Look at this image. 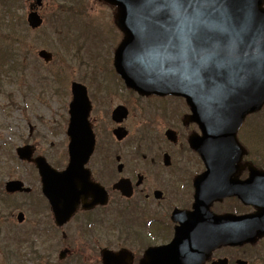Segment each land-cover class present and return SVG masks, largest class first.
Masks as SVG:
<instances>
[{"label": "flooded vegetation", "instance_id": "1", "mask_svg": "<svg viewBox=\"0 0 264 264\" xmlns=\"http://www.w3.org/2000/svg\"><path fill=\"white\" fill-rule=\"evenodd\" d=\"M88 86L94 128L95 107L105 109L99 126L105 140L97 139L86 165L89 176L72 192L51 198L41 185L9 195L14 200L0 205V214L14 220L7 212L19 210L23 218L0 228L4 264H264V237L252 243L245 233L258 212L250 202L253 175L264 191V112L246 118L238 133L243 145H259L258 159L208 162L190 145L203 132L182 99L142 97L124 84ZM45 93L51 105L57 103V84ZM120 106L129 113L115 121ZM255 116L262 118L251 120ZM58 118L53 111L42 115L38 130L49 148L46 159L63 171L68 139L65 134L58 149ZM118 128L127 138L112 144Z\"/></svg>", "mask_w": 264, "mask_h": 264}, {"label": "water", "instance_id": "2", "mask_svg": "<svg viewBox=\"0 0 264 264\" xmlns=\"http://www.w3.org/2000/svg\"><path fill=\"white\" fill-rule=\"evenodd\" d=\"M106 1L117 6L116 24L125 34L115 67L126 85L145 95L184 96L203 130V137L192 147L208 162L242 160L245 151L237 141V132L248 115L264 106L261 0ZM29 22L37 27L41 20L31 15ZM41 55L47 58L45 53ZM73 91L77 92L76 87ZM87 101L83 91L74 107L70 130L74 141L67 171L59 175L43 171L49 185L51 178L61 182L60 176L75 186L88 177L84 166L94 141L92 133L86 138ZM258 181L253 175L250 202L264 206V191L257 189ZM260 220H264V211L251 217V230L245 232L252 241L264 234V223L261 230L257 226ZM221 233L217 232L219 240Z\"/></svg>", "mask_w": 264, "mask_h": 264}, {"label": "rangeland", "instance_id": "3", "mask_svg": "<svg viewBox=\"0 0 264 264\" xmlns=\"http://www.w3.org/2000/svg\"><path fill=\"white\" fill-rule=\"evenodd\" d=\"M64 2H65V0H43V6L39 9V14L44 19V25L40 31L49 32V30L52 29L55 34L56 33L61 34V37L59 38V40H57V38L55 37V34H53L52 36L55 39V43L53 40H52V42H50V45L53 48L51 51L53 52L52 54H54L53 55L54 61L52 64L49 65L48 70L50 72L53 71V73L55 74L57 84H59L60 80H61L62 84H71L73 81H78V78H80L84 75L81 73L86 72V68H83L86 65V48L90 49L89 51H96V49L94 48V45L95 46L99 45L100 41L104 42L105 38L108 37L109 34H110L111 38H114L115 40L117 39V36H116L117 34L115 33L117 31H114L113 28L111 27L112 25L114 27V22H113V18H114V14H115L114 8H112L110 5L103 4L97 0H85L86 7H88L86 9L87 16L83 15L81 21L85 22V23L92 24V26L88 27L87 29L82 27L83 31H84L83 34L85 35V37H87V40H84V42H83L84 44L81 47L82 49L80 48L81 50H80V56L79 57L81 59H83V62L76 64L74 62V60L71 59V57L74 56L79 51V49L75 43L72 44L69 42V39L67 38V35H66L68 32L67 27L66 28L63 27L65 25H63V23L61 22L60 19H59V21H57V17L64 18V16H65L61 12V6H65ZM13 3L14 4L18 3V5L11 4V7L8 8V10L18 9V15L16 18L18 19V21H21L23 19V16H24V20H25L27 14L29 12L30 5L33 3V0H16V2H13ZM93 20H94V22H92ZM110 21L112 22L111 26H109ZM34 36H35V33L28 34V37L33 39V40H34ZM114 39H108L107 40V47H112L114 45V43H115ZM103 50H104L103 52L105 53V56L107 57V55H106L107 49L105 47H103ZM51 51H49V52H51ZM98 54H100V52H98ZM110 56H111V52H110L109 58H110ZM57 58L61 62L66 63L67 68H63L59 64V61ZM111 59H112V56H111ZM96 61L97 60H95V63H92V65L94 66L93 73H94V71L96 73L98 70L99 65L97 64ZM99 63H100V61H99ZM95 66L97 68H95ZM91 68H92L91 65L87 67L88 72L90 74L92 72ZM101 70H102V72L99 73L100 74L99 78L102 79L101 74L104 72V67ZM59 78H60V80H59ZM90 78H91V75L89 76V79ZM106 78L109 79L107 74H106ZM36 82L40 83L39 77L36 78ZM90 84H96V80L91 78ZM68 100H69V96L67 95V97L64 99L58 98V104L53 105V108L55 110L57 109L58 115H60L59 119L63 117L62 116L63 112H65V113L67 112ZM5 106H7V103L0 96V137L9 139L8 134L23 135L22 133L23 132L25 133V131H24V129H20V128H22V126L20 124L23 122L24 117L21 115V111H19L18 108L11 111L10 114L8 115L9 116L8 118L10 119V124H13V125L11 127H8L7 129L4 128L7 116H4L2 114L3 113L2 109ZM34 106H35V111L38 113H44L45 112V115H47L49 112L43 106L41 107L42 109L40 110L39 103H34ZM108 106L110 107V104H108ZM104 110H105L104 106L102 104H99V105H97V107H95L94 112H93L94 113L93 116L94 117L96 116L99 119V122L97 123L96 127L94 128L95 133L97 135V139H100L103 141L105 140V137H103L102 131L99 130V126L101 127L102 121H104V118H103ZM26 118L30 121L33 119L30 111L27 113ZM108 118H109V116H108ZM14 119L18 120L19 122L17 124H14V122H15ZM109 120H110V118H109ZM63 125H65V121L61 122V124H60V126H62V127H63ZM64 135H65V127H63L62 129H59V131H58V139H56L59 142V143H56V146L58 147V149L60 148V146H58L59 144H61V145L64 144V143L60 142V140L65 141ZM101 135H102V138H101ZM43 141L45 142V140H43ZM105 142L108 144L111 143V141L110 142L105 141ZM112 144H118V142L115 138H114ZM127 144H129V143H127ZM253 146L254 145L251 143L250 147L252 148ZM42 147L45 148V145L42 144ZM0 148H2L1 142H0ZM46 149H49V148L46 147ZM252 157H254V155ZM3 179H4V177L0 175V183L2 182ZM0 191H3L2 187H0ZM0 198H2V200L0 201V205L3 206L4 208H6V206L10 205L14 200L13 197L3 196L1 193H0ZM18 213H19V210H14L10 214V216L13 215L14 220H12L11 217H10V220H8V219H4V217H3L4 215H6V211H2L0 214V228L5 224H9V223L11 224V222L13 224L17 225L16 217H17ZM0 262L3 263L2 247L0 250Z\"/></svg>", "mask_w": 264, "mask_h": 264}, {"label": "trees", "instance_id": "4", "mask_svg": "<svg viewBox=\"0 0 264 264\" xmlns=\"http://www.w3.org/2000/svg\"><path fill=\"white\" fill-rule=\"evenodd\" d=\"M4 4H7V6L11 7V1L10 0H1ZM0 16H1V12H0ZM4 33H6L8 35V39L10 41L14 40L13 37L10 35L13 31H6L3 30ZM0 68L4 69L3 63H6L8 61V59L11 57L12 59H14L15 61H17L18 59V54L17 51L12 50L10 47H5L2 46L0 47Z\"/></svg>", "mask_w": 264, "mask_h": 264}]
</instances>
